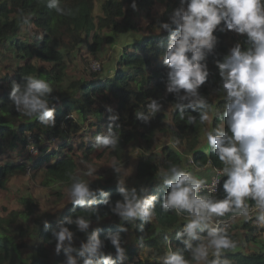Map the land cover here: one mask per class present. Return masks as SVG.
Listing matches in <instances>:
<instances>
[{
  "label": "trees",
  "instance_id": "1",
  "mask_svg": "<svg viewBox=\"0 0 264 264\" xmlns=\"http://www.w3.org/2000/svg\"><path fill=\"white\" fill-rule=\"evenodd\" d=\"M97 1L61 0V7L71 9V14H59L55 9L48 8L45 0H0V45L14 48L15 59L22 62L14 72L2 74L0 78V154L7 146H27L29 132L37 144L32 146L40 149V155L33 160L31 166L42 172L46 185L64 184L70 187L74 176L85 180L80 173L76 149L83 150L79 155L80 161H90L91 153L98 149L94 147L95 140L78 141L77 137L83 136L85 125L90 122L88 126L94 135L107 134L109 121L101 117L103 109L99 108V101H104L107 105L116 103L120 111L125 110V105L134 101L135 104L129 110V118L121 117L116 121L122 122L118 130V146L114 150L103 148L99 158L108 152L121 159L131 143L145 148L138 155L132 177L125 180V187H144L147 189L145 195L156 196L155 215L150 223L122 221L103 203L105 197L97 193L95 204L81 208L72 205L69 200L56 219H43L35 215V203L26 199L24 209L12 211L7 216L0 215V264H63L64 253L61 251L59 255L56 254V241L51 235L52 230L65 218L75 219L81 215L91 221L89 233L99 229V236L105 243L104 251L113 256L116 255L115 248L106 237L110 233H119L127 255L122 264H160V258L165 255L169 246L173 250H184V245L175 238V232L183 227L186 220L184 216H177L173 211L166 212L162 209L161 201L168 189L163 185L159 174L171 165H177L187 171L183 168L184 156L192 160V172L195 168L210 167L212 170H222L225 166L214 155L207 138L203 140L207 129L209 132L218 127L227 130L223 115V106L227 101L219 87L220 75L215 60L222 59L237 42L247 47L246 36L231 43L227 37L228 33H221L219 30L215 33L219 38L217 55L208 57L210 76L200 90L212 105L210 119L203 123L197 119L196 123L191 125L187 123V114L199 118V110L186 109V115L181 118L174 106L175 95L166 91V68L161 60L169 43V34L161 32L159 23L167 22L173 10L179 6V0H136V10L131 7L133 0H105L99 17L96 16ZM154 3L164 5L162 14L146 26L145 37L123 49L118 57L115 73L108 77L97 73L91 80L69 77L68 62L84 42L91 54L97 57L102 53L105 44H116L118 35L137 32L134 13L140 8L151 7ZM25 20L28 23H25ZM23 25L33 30L30 41L18 39ZM29 77L44 79L52 86V96L58 98L53 99L56 109L55 127H45L36 117L19 114L11 104V85L13 82L23 84ZM160 97H164L165 105L172 108L169 123L167 116L160 112L153 115L148 123L136 118L137 112L147 114L145 106L148 103L142 108L136 107L150 100L149 98L158 100ZM75 111L79 112L77 118L72 117ZM87 113L94 115L96 121L87 122ZM159 134H169L173 141L150 149ZM65 137L66 142L58 150H50V147L46 148L41 144ZM72 137L77 141L74 145L76 149L71 145ZM68 146L70 148L65 152ZM27 168L26 163L9 162L0 166V190L5 187L8 179L18 171H26ZM222 184L223 180L217 194H200L223 199ZM89 185L92 188V185ZM97 189L107 193L113 205L115 201L122 199L117 180L111 177L105 178ZM247 202L249 207L254 205L251 200ZM230 217L231 213L220 219ZM142 223L143 232L140 231ZM251 223L252 220L249 219L242 226L252 234H264V227L252 226ZM68 227L74 232V247L87 242V234L79 232L75 225ZM120 227H126L128 231L119 232ZM227 234L232 240H237V236L231 231H227ZM18 236L23 238L22 242L17 240ZM138 248L146 251L143 258L137 259L140 253ZM183 254L190 259L187 251H183ZM214 258L209 256L210 260ZM220 258L232 261L231 264H264V247L253 253H244L235 247ZM80 264H83V261Z\"/></svg>",
  "mask_w": 264,
  "mask_h": 264
},
{
  "label": "clouds",
  "instance_id": "2",
  "mask_svg": "<svg viewBox=\"0 0 264 264\" xmlns=\"http://www.w3.org/2000/svg\"><path fill=\"white\" fill-rule=\"evenodd\" d=\"M45 2L59 14H71V9L61 7V0ZM131 7L137 9L136 0ZM159 28L169 34V43L161 59L166 68V91L175 95L174 106L182 119L186 109L199 110V118L187 114V123L191 125L197 119L201 123L210 119L212 105L200 90L210 76L208 57L217 55L219 38L215 33L219 30L246 36L247 47L237 42L222 59L215 60L220 75L219 87L227 101L223 113L227 130L218 127L208 132L207 143L225 166L215 170L218 174L210 185L177 165H171L159 174L168 189L161 207L166 212L184 216L186 223L175 232V238L190 256L188 259L183 251L169 246L160 258V264H192L193 261L195 264H228L226 259L220 258L221 253L235 248L236 242L221 226L220 218L231 213L232 220L238 217L249 220L254 215V222L264 227V0H179V6L167 22L159 23ZM97 66L92 65L93 68ZM25 81L11 85V104L19 114L36 117L45 127H55L53 99L58 98H53L52 86L40 78L29 77ZM149 99L147 114L136 113V118L145 123L163 108L157 99ZM108 111L112 110L109 108ZM108 119L107 134L95 136V148L114 150L120 142V125L116 123L119 116L109 115ZM112 169L117 174V188L122 199L113 205L102 189L94 190L85 180L74 176L69 189L71 204L85 208L97 202L95 197L99 193L105 197L103 203L122 221L150 223L156 212L157 197L145 195L147 189L144 187H125L121 172L131 175V169L116 165ZM94 171L89 166L85 175L90 177ZM220 176L226 177L222 184L223 199L200 194L206 188L214 193ZM248 200L254 202V207H249ZM143 223L141 232L144 231ZM69 225H75L79 232L87 234V242L74 247V232ZM90 225L91 221L81 215L75 219L65 218L52 230L56 254L64 253L63 264H80L81 261L83 264H122L127 255L119 233H110L106 237L115 248L116 255L113 256L104 251L105 243L99 236V229L89 233ZM127 231L126 227L119 229V232ZM210 255L215 258L210 260Z\"/></svg>",
  "mask_w": 264,
  "mask_h": 264
},
{
  "label": "rangeland",
  "instance_id": "3",
  "mask_svg": "<svg viewBox=\"0 0 264 264\" xmlns=\"http://www.w3.org/2000/svg\"><path fill=\"white\" fill-rule=\"evenodd\" d=\"M105 3V0H98L96 3V16H100L102 14V6ZM164 9V5L159 3H154L153 6L147 8H140L133 15V19L137 24L138 31L137 32H129L125 34H120L117 36V42L114 45H104V49L102 53L98 54L97 57L91 54L89 49L86 48V43L84 42L81 47L77 51H75L70 60H69V69L68 75L71 78H84L91 80L94 78V75L100 73L102 77H108L111 74L116 72L118 57L123 51L124 48L129 47L132 43L136 42L138 39L145 37L146 33L144 30L146 26L155 19H158L162 14ZM18 39L21 40H31V36L33 34V30L30 27L23 25L19 32ZM228 39L231 43H235L240 41L243 37L234 32H228ZM96 64L97 67L93 68L92 65ZM19 65H22L21 61L15 59L14 48H6L4 45H0V78H2V74H6L9 72H14ZM42 65V64H41ZM163 105L160 113L167 116V122L171 121V113L172 108L164 103V97H160L158 99ZM150 100H147L144 103H141V106L136 107L142 108L149 103ZM135 102L133 101L131 104L125 105V110L120 111L118 104L113 103L111 105H107L104 101H99V108L103 109V113L101 117L104 119H108L109 115H118L119 119L124 117L128 119L130 116V109ZM146 107V106H145ZM225 106H223L224 108ZM112 111L109 112L108 109ZM72 117H79V112H73ZM88 121H96V117L87 113L86 115ZM90 123V122H89ZM89 123L85 125L83 130V136H78V141H94L95 136L91 132V128H89ZM117 123V122H116ZM122 122L117 123L121 125ZM106 125V123H104ZM101 127V126H100ZM209 130L207 129L205 134L203 135V140H206L207 133ZM28 140L29 144L27 146H19V148H8V146L4 149L2 154H0V166H3L6 163L12 162L16 164L26 163L28 168L26 171H18L15 175H13L8 181L3 189L0 190V215L7 216L12 211L24 209V201L26 199L32 201L36 205L35 215L38 217H42L43 219H56L64 206L68 204L70 200L69 189L67 185L57 184L54 186H48L44 183L43 174L41 171H36L32 165L33 160L40 155V149L37 146L34 138L30 137V133ZM65 140V141H64ZM67 137L62 139H54L49 143H41L42 146L50 147V150H58L59 147L66 142ZM172 138L169 134H159L157 139L154 141L153 146H150V149H156L158 145L164 143L172 142ZM76 139L71 138V145L76 149ZM204 142V141H203ZM202 142V143H203ZM70 147L65 148V152L68 151ZM145 148L140 147L138 144L131 143L128 149L125 151V156L121 159L113 156L112 154L106 152L101 158L99 155L103 152V148H98L93 151L90 155V161L82 160L80 161L79 155L82 151L76 149L78 153V160L80 165V173L83 175L84 179L87 183L92 185V189H97L102 185V181L105 178H112L113 180H117V174L114 172L112 167L114 165L125 167L126 169H131V175H125L123 170L121 175L124 176L125 180L131 178L133 175L134 168L137 163L138 155ZM183 168L188 172H192L194 168H190V160L186 159L188 156H184ZM95 161V162H94ZM91 166L95 169L94 174L92 176H86L85 173L88 170V167ZM212 171V172H211ZM198 178L205 179L208 181L213 173V170L206 168H195V171L192 172ZM104 178V179H103ZM252 219H255L253 217ZM243 217H238L233 220L231 228L229 231L232 234L237 236L236 248L241 250L244 253H253L258 252L262 247H264V234H252L248 229H245V226H242L246 223ZM251 225H257L254 222ZM18 241H23L21 236L17 237ZM232 249V248H231ZM231 249L223 250L221 255H225ZM140 250L139 256L137 259L143 258L146 255V251ZM211 256V255H210ZM232 261H229L228 264H231Z\"/></svg>",
  "mask_w": 264,
  "mask_h": 264
},
{
  "label": "built area",
  "instance_id": "4",
  "mask_svg": "<svg viewBox=\"0 0 264 264\" xmlns=\"http://www.w3.org/2000/svg\"><path fill=\"white\" fill-rule=\"evenodd\" d=\"M190 162L192 163V160H190ZM217 174H218L217 171H215V169H214L211 178L207 181V183H208L209 185L211 184L212 179H213L214 177L217 176ZM223 178H224L223 176H220V178H219V180H218V182H217V185H216V191H215L214 193L210 192L207 188H206V189H202L200 193H202V192H207V193H209V194H210V193H211V194H217L218 191H219V188H220V185H221V182H222ZM251 207H254V205L250 206V208H251ZM253 217H255V216L253 215ZM253 217H252V218H253ZM221 220L223 221V224H222L221 226L225 228L226 232L229 231V229L231 228V225H232V223H233V220H232V219H221ZM251 220H252V222L255 221V219H251ZM254 223H255V222H254ZM255 224H256V223H255ZM255 226L262 227V226H260V225H258V224L255 225Z\"/></svg>",
  "mask_w": 264,
  "mask_h": 264
},
{
  "label": "crops",
  "instance_id": "5",
  "mask_svg": "<svg viewBox=\"0 0 264 264\" xmlns=\"http://www.w3.org/2000/svg\"><path fill=\"white\" fill-rule=\"evenodd\" d=\"M206 168V167H205ZM209 169H211L210 167H208ZM212 170V169H211ZM212 172V171H211Z\"/></svg>",
  "mask_w": 264,
  "mask_h": 264
}]
</instances>
